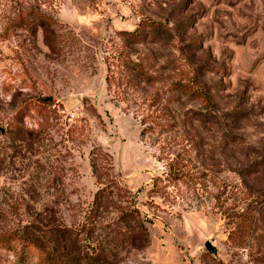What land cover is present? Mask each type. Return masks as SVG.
Returning a JSON list of instances; mask_svg holds the SVG:
<instances>
[{
    "label": "rangeland",
    "instance_id": "rangeland-1",
    "mask_svg": "<svg viewBox=\"0 0 264 264\" xmlns=\"http://www.w3.org/2000/svg\"><path fill=\"white\" fill-rule=\"evenodd\" d=\"M0 235V264H264V0H0Z\"/></svg>",
    "mask_w": 264,
    "mask_h": 264
},
{
    "label": "trees",
    "instance_id": "trees-1",
    "mask_svg": "<svg viewBox=\"0 0 264 264\" xmlns=\"http://www.w3.org/2000/svg\"><path fill=\"white\" fill-rule=\"evenodd\" d=\"M150 28V29H149ZM153 36L155 34L156 27L154 26H148V25H143L140 28L136 29L133 32H126L124 33L126 38L131 40L133 43L138 44V43H143L148 39V31L153 30ZM26 241L23 238H19L13 235H9L7 237L0 235V249L3 250H10L13 249V245L15 243H22L24 246L26 244L24 242ZM43 264H63L59 259L56 258L54 255H48L47 257L43 258Z\"/></svg>",
    "mask_w": 264,
    "mask_h": 264
},
{
    "label": "water",
    "instance_id": "water-1",
    "mask_svg": "<svg viewBox=\"0 0 264 264\" xmlns=\"http://www.w3.org/2000/svg\"><path fill=\"white\" fill-rule=\"evenodd\" d=\"M207 249L210 251V252H214V248L211 246V244L207 243L206 245Z\"/></svg>",
    "mask_w": 264,
    "mask_h": 264
}]
</instances>
